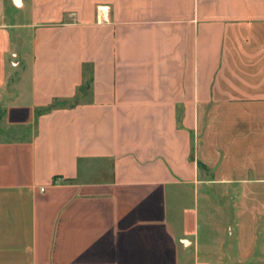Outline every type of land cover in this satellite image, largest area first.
Here are the masks:
<instances>
[{"label": "crops", "instance_id": "1", "mask_svg": "<svg viewBox=\"0 0 264 264\" xmlns=\"http://www.w3.org/2000/svg\"><path fill=\"white\" fill-rule=\"evenodd\" d=\"M249 183L264 0H0V264H264Z\"/></svg>", "mask_w": 264, "mask_h": 264}, {"label": "rangeland", "instance_id": "2", "mask_svg": "<svg viewBox=\"0 0 264 264\" xmlns=\"http://www.w3.org/2000/svg\"><path fill=\"white\" fill-rule=\"evenodd\" d=\"M247 186H251L255 188L257 187L259 188L261 186L260 187L261 189H259V191L261 194H263L264 192L262 185L249 183V185ZM252 201H254V204L246 203L245 201L244 207L240 210L242 212L240 213L236 214L237 209L234 208L233 209L234 214L232 217L236 218L238 222L237 226L244 227L242 231L244 235L243 237L245 239V249L244 250L248 252L249 250L252 249L250 245V241H251V237L253 236L255 238V244H256L255 250L257 253L259 247L260 249H263V245H264V215H263V207L260 204L261 200L257 201V199H255ZM213 218H214V221L217 218L219 224L222 226V231H217L216 233L217 246L214 248V250H216L217 253L223 258V260L226 261L222 264H232V263L227 262V259H229V256H226L223 251L227 250L228 249L227 245L231 243L235 246V248L233 249L232 256L234 257L238 256L239 251H237V248H236L237 241H238V232L236 231L233 236L229 235V232L227 230V225H234V224H229L228 216H224L220 213L219 214L217 213V216H214ZM203 221L204 219L202 218L201 222ZM222 244L224 245L221 246ZM233 264H241V263H233Z\"/></svg>", "mask_w": 264, "mask_h": 264}]
</instances>
